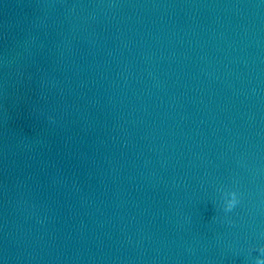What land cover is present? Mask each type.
Returning <instances> with one entry per match:
<instances>
[{
  "label": "water",
  "instance_id": "1",
  "mask_svg": "<svg viewBox=\"0 0 264 264\" xmlns=\"http://www.w3.org/2000/svg\"><path fill=\"white\" fill-rule=\"evenodd\" d=\"M258 259L264 0H0V264Z\"/></svg>",
  "mask_w": 264,
  "mask_h": 264
},
{
  "label": "clouds",
  "instance_id": "2",
  "mask_svg": "<svg viewBox=\"0 0 264 264\" xmlns=\"http://www.w3.org/2000/svg\"><path fill=\"white\" fill-rule=\"evenodd\" d=\"M239 202L238 193L235 191L228 192L223 201V209L225 212H230ZM257 264H264V259H258Z\"/></svg>",
  "mask_w": 264,
  "mask_h": 264
}]
</instances>
